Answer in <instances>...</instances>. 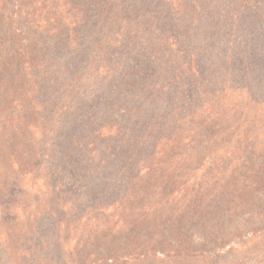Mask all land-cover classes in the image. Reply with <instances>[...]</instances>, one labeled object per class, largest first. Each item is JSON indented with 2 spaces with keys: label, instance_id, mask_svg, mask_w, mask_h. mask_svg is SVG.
Here are the masks:
<instances>
[{
  "label": "trees",
  "instance_id": "1",
  "mask_svg": "<svg viewBox=\"0 0 264 264\" xmlns=\"http://www.w3.org/2000/svg\"><path fill=\"white\" fill-rule=\"evenodd\" d=\"M206 1L224 3L228 7L225 17L233 26L238 17L249 15L264 27V8L258 7L264 0ZM160 2L0 0V264H37L38 257L46 262L47 257L56 259L59 236L33 243L29 237L37 233L29 230L40 211L53 213L49 195L58 189L56 170L69 174L67 167L76 160L65 152L68 148H79L84 164L99 161L97 176L91 181L93 193L103 201L102 209L113 211L119 219L129 218V227L117 228L123 238L109 228L100 235L97 248L73 247L66 251L63 264H264V150L259 151L253 142L248 153L215 163L212 137L220 134L218 143L225 147L249 143L258 129L256 120L264 123V111L257 106L263 102L252 94L251 86H242L248 92L246 107L233 103L230 106L236 107L227 113L230 106L219 101L215 112L196 126L200 133L189 141L175 136L178 130L167 125L168 113L153 120V113L164 112V104L169 103L166 99L174 97L170 85L180 80L176 68L169 66L170 51L180 45L172 34V10ZM176 25L182 33L186 31ZM255 38L259 37L252 33L244 51L249 48L250 58L259 56L262 64L264 32L260 46ZM228 56L223 62L218 60L217 68H207L211 69L205 77L208 82L214 83L225 71L237 80L235 61ZM262 66L251 71L258 84L263 76L257 71ZM195 67L202 78L204 68L199 63ZM169 68L170 78L165 72ZM124 93L131 108L126 109L122 102ZM134 102L147 105L150 152L146 160L140 150L136 156L131 152L133 144L138 147L141 143L139 136L130 143L123 133L108 146L114 147L112 157L99 156V137L117 126L113 123L118 115L132 123L135 132L144 130V124L137 121L143 112ZM122 104L124 108H119ZM242 117L255 122L240 125ZM234 118L236 125L224 138L227 124ZM69 128L76 132L71 138L63 133ZM166 128L168 138L163 134ZM242 130L247 136L240 139L237 135ZM179 145L184 147L174 153ZM168 146L175 149L167 150ZM139 148L143 149L142 143ZM194 163V181L189 183L182 171L191 170ZM24 182L33 187L41 182L34 192L45 201L44 208L38 209L32 195L25 202L8 198ZM180 182L185 188L181 190L189 195L183 201L176 196Z\"/></svg>",
  "mask_w": 264,
  "mask_h": 264
},
{
  "label": "rangeland",
  "instance_id": "2",
  "mask_svg": "<svg viewBox=\"0 0 264 264\" xmlns=\"http://www.w3.org/2000/svg\"><path fill=\"white\" fill-rule=\"evenodd\" d=\"M160 4L166 8V10H172L170 22H175V29L172 31V34L177 38L180 45L176 47L178 49L172 48V51H170L169 66L171 69L176 68L175 73L180 77V80L176 82L175 86L170 85L172 88L170 89V93L174 97H168L166 99L169 103L164 104V106H166L164 112L159 113L155 111L153 113V120L163 119L168 113L166 117V121L168 122L167 125L170 127L174 126L178 130L175 136L180 139H187V141L192 140L195 134L201 131L200 128L195 131L196 126L203 117L211 114V112H215L216 104L219 101L221 104H224L226 108L233 103L237 104V102H239V104H237L238 106H244L243 109L246 107L248 103V92L241 89L244 85L251 86L252 94L263 102V104H257V106H260L264 111V62L259 64V56L250 58L251 53H248L250 52L249 48L244 51V47H247L246 44L252 41V33H256L257 37H259L255 38V44L259 45L264 32V27H261L262 23L258 25L249 15H246L245 17H238L236 25L233 26L230 20L225 17V15L228 16V7L224 5V3L209 4L206 0H161ZM160 4H156V6H160ZM258 7L264 8V4ZM149 22H152V19H149ZM166 23H168L169 26V22ZM176 24H181L183 28H186V31L184 33H182L183 30L179 31ZM159 30H163V28L160 29L159 27ZM164 36H167V33H165ZM152 38L156 37L153 36ZM233 38L234 41L232 40ZM147 40V42H150L149 40L151 39L148 38ZM228 55L233 57L235 61L234 69L238 71H235L238 74L237 80L240 75L242 76H240L241 79L234 81V76L230 71H223L224 73L217 77L214 83L213 81L208 82L206 76L209 75L211 69L207 68H217L216 63L218 60L223 62V60L229 58ZM247 59L250 60V63ZM253 60H255L254 63H252ZM195 63H199L201 68H204V75L202 78L197 74L199 70H197L198 67H195ZM258 65H260V67L263 65L262 68H259L257 71L258 76H263L261 84L255 82L251 74V71H256ZM170 68L165 71L167 72L168 78L171 76L169 74ZM160 80L166 82L167 78L160 76ZM203 82H206L205 86H201ZM232 85L238 86L239 88L230 87ZM256 85H259V87ZM199 88L201 89L200 91ZM123 96L122 102L125 101L126 109L131 108L132 105H128L127 100H125L127 98L125 93ZM135 104L137 108L143 112V114L140 113L137 121L144 124V130L135 132L132 123H128L122 116L118 115L115 123H113L117 126L112 129L109 128L110 131L108 133L103 131V136L101 135L99 137V156L103 158L112 157L114 147L108 146H113V140L120 139L123 133L130 143L133 141L135 143L136 137L138 138L139 136L143 149L139 148L141 144L139 142L138 147H135L136 144H133V150H131V152H133V156H136L135 153L137 150H140L139 152L143 154L141 158L146 160V155L149 151V144L146 138V133L149 135V131L145 126L148 110L146 102ZM236 104L230 106L228 110H226L227 113H230L229 111H231L233 107H236ZM118 107L124 108V105H118ZM140 116L145 117V119L140 118ZM226 116H228V114ZM217 117L219 118V115H217ZM235 120L236 118L228 122L224 138L231 135V127L236 125ZM256 121L258 122L256 126L258 129L252 133L254 135H252V139L249 140V143L241 147L235 146L234 143L225 147L221 143H218V140L222 139L218 138L220 134L215 133L212 135L215 142L213 145V159L216 160L215 163L227 157L234 158L248 153L249 144L253 145V142H255V145H258L259 151L264 150L262 147L264 123L258 120ZM120 122H122V124ZM254 122L253 120L244 119L242 117L240 125L247 126ZM137 132H144V135H139ZM63 133H65L64 136H69L71 138V135L76 132L69 128V130H64ZM167 133L168 129L166 133L163 132L166 138L169 136ZM78 134L82 133H77V135ZM158 134L162 135V131ZM237 136L242 139L247 136V132L242 130ZM57 141L61 142L60 136L57 138ZM183 147L184 146L179 145L178 149H175L174 147L168 146L167 150L173 148L176 150L174 153H179ZM190 147V150L195 151V146ZM197 147L200 150L202 146L199 145ZM126 148L128 147L126 146ZM65 152H67V154L71 153V156L76 158V160H74L73 166L67 167V172L69 174H63L59 169L56 170L57 176L55 178L58 189H56L57 191L55 192L53 191V195H49L52 198L50 204L53 213H47L45 209L40 211L38 220L35 225H30L31 228L29 230L37 233V236L29 237L33 243H38L43 237L51 240V236L58 235L60 239L57 243H59L60 249L56 253V259L47 257L46 262L38 257L39 260L37 264H55L56 261H58L59 264H63L66 261V251L71 250L73 247L79 245L81 246L80 249L97 248L101 240L100 235L106 233L109 228L117 233L119 232L117 237L120 236L123 238L121 234L124 233L117 228L122 229L123 227L126 229L129 227V218L123 216L119 219L113 211L102 209L101 207L104 204L103 201L100 199V196L93 193L94 190L92 189L93 186L91 181L97 176L98 168L100 167L99 161L89 160V164L82 163L81 157L83 153L79 148H68ZM86 154L89 156L91 153L87 151L85 152V155ZM53 162L56 163L55 160H53ZM182 173L188 176L187 180L189 183H192L195 176V163L191 170L187 168V170L182 171ZM40 186L41 182H37L35 187H33L30 182H24L23 185L17 186L15 188L16 193L8 198L10 200L13 198L20 199L21 202H25L29 201V199H31L30 195H32L31 197H35V205L38 206V209H42L45 207V201L34 192V190H37ZM178 188H180V193L178 195L176 194V196H178L179 199L183 197V201L185 196L187 197L189 195L184 194L183 191H185V188H183L181 182ZM181 189H183V191ZM20 192H24L25 194H21ZM57 196L60 198L56 199ZM87 204L96 207L93 208L89 205L90 208H87V206H85ZM4 217V222H8V216L4 215ZM2 254L0 248V255Z\"/></svg>",
  "mask_w": 264,
  "mask_h": 264
}]
</instances>
